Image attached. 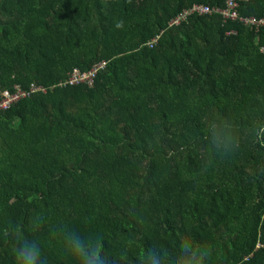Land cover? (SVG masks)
<instances>
[{"label": "trees", "instance_id": "1", "mask_svg": "<svg viewBox=\"0 0 264 264\" xmlns=\"http://www.w3.org/2000/svg\"><path fill=\"white\" fill-rule=\"evenodd\" d=\"M193 5L0 0V264H264V26Z\"/></svg>", "mask_w": 264, "mask_h": 264}, {"label": "built area", "instance_id": "2", "mask_svg": "<svg viewBox=\"0 0 264 264\" xmlns=\"http://www.w3.org/2000/svg\"><path fill=\"white\" fill-rule=\"evenodd\" d=\"M238 5V0H225V8L220 9H212L203 5H193L192 7L185 9L184 11L177 14L175 17L169 20L167 23L168 27L178 26L183 22H186L188 18L192 15L202 16L207 15L212 12H219L222 14L224 19L229 20H240L244 24L248 26H264V18L257 20L255 18H239L236 12V8ZM161 34V32H160ZM155 35L147 42V46L149 48L154 47L157 44L159 36ZM262 52L264 53V48H262ZM105 67V62H101L98 64H94L88 71L81 72L78 69H73L69 74L68 78L63 82V85H75V84H86L88 86L93 85L94 78L96 74ZM45 91L44 88L32 85L30 90H24L19 87H14L13 91L8 90H0V110H4L8 108L12 103L16 102L17 99H21L26 97L30 92L34 91Z\"/></svg>", "mask_w": 264, "mask_h": 264}, {"label": "clouds", "instance_id": "3", "mask_svg": "<svg viewBox=\"0 0 264 264\" xmlns=\"http://www.w3.org/2000/svg\"><path fill=\"white\" fill-rule=\"evenodd\" d=\"M73 246L75 250L80 253L84 257V264H97L99 261L98 250L97 252L89 255L84 251V248L81 244L77 242H73ZM22 264H37L39 258V252L35 245L28 246L22 245L18 249ZM100 264H104V262H100ZM151 264H159V260L156 257L155 253L151 254Z\"/></svg>", "mask_w": 264, "mask_h": 264}]
</instances>
